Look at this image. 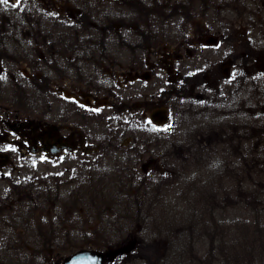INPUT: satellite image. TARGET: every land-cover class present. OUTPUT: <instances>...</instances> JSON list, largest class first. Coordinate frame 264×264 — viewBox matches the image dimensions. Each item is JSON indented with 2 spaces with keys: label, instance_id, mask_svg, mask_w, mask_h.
Returning a JSON list of instances; mask_svg holds the SVG:
<instances>
[{
  "label": "flooded vegetation",
  "instance_id": "obj_1",
  "mask_svg": "<svg viewBox=\"0 0 264 264\" xmlns=\"http://www.w3.org/2000/svg\"><path fill=\"white\" fill-rule=\"evenodd\" d=\"M112 1L0 0V264H30L34 242H72L89 221L75 217L79 209L137 207L147 185L135 181L159 178L168 155L161 130L172 110L213 102L219 78L233 77L238 104L249 106L237 112L251 126L264 115V63L256 65L264 21L248 39L235 37L243 46L219 73L209 61L204 70L187 64L218 36L181 28L161 48L148 25L129 21L137 17L129 4L142 1ZM241 2L255 8L245 14L264 18V0Z\"/></svg>",
  "mask_w": 264,
  "mask_h": 264
},
{
  "label": "rangeland",
  "instance_id": "obj_2",
  "mask_svg": "<svg viewBox=\"0 0 264 264\" xmlns=\"http://www.w3.org/2000/svg\"><path fill=\"white\" fill-rule=\"evenodd\" d=\"M129 1L143 4H129L137 14L129 21L143 29L148 25L161 48L179 40L175 36L181 28L183 34L193 29L196 38L218 36L217 46H203L187 64L204 70L209 61L219 73L221 62L243 46L235 45V37L248 39L255 24L264 21L244 13L255 10L244 9L250 4L244 0ZM136 8L147 14L142 17ZM263 63L259 58L256 65ZM219 79L218 90L210 91L213 102L172 110L170 123L161 130L168 155L159 163V178L135 181L147 185L133 200L137 207L129 200V207L118 211L114 203L113 209L94 214L79 209L76 218L89 216L84 228L76 229L80 235L72 232V242L32 243L39 254L33 252L30 264H61L80 250L108 253L127 246L131 249L103 264H264V115L253 117L256 125L251 126L246 112L245 117L238 114L249 106L238 104L233 77ZM99 219L108 226H97Z\"/></svg>",
  "mask_w": 264,
  "mask_h": 264
},
{
  "label": "water",
  "instance_id": "obj_3",
  "mask_svg": "<svg viewBox=\"0 0 264 264\" xmlns=\"http://www.w3.org/2000/svg\"><path fill=\"white\" fill-rule=\"evenodd\" d=\"M129 249H131L130 246L110 251L108 253L87 250L79 251L65 259L62 264H102L106 259L114 258L115 256L128 251Z\"/></svg>",
  "mask_w": 264,
  "mask_h": 264
}]
</instances>
